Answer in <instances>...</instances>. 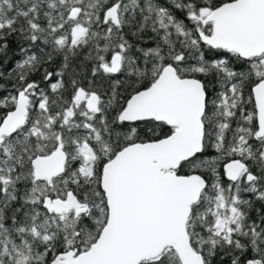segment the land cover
<instances>
[{"label": "snow or ice", "instance_id": "6c2138e0", "mask_svg": "<svg viewBox=\"0 0 264 264\" xmlns=\"http://www.w3.org/2000/svg\"><path fill=\"white\" fill-rule=\"evenodd\" d=\"M13 46L0 264H264V0H0Z\"/></svg>", "mask_w": 264, "mask_h": 264}, {"label": "trees", "instance_id": "16d2710c", "mask_svg": "<svg viewBox=\"0 0 264 264\" xmlns=\"http://www.w3.org/2000/svg\"><path fill=\"white\" fill-rule=\"evenodd\" d=\"M151 35V33H147L145 36V40H147V36ZM132 40H135L136 38L132 37L130 38ZM150 46V43H149ZM23 58V53L19 51V48L13 46L11 50L8 52L7 57L0 56V60L4 61V66L6 67L8 64L20 60ZM79 70V69H78ZM34 79H38L39 77H33ZM14 81L8 77H5L4 79H0V97L14 94V89L12 87ZM107 84L103 85L102 90H106ZM246 95H247V89H246ZM249 109H251V105L248 106ZM164 131H167V128L163 129ZM256 207H259V203H256ZM254 214V213H253Z\"/></svg>", "mask_w": 264, "mask_h": 264}]
</instances>
